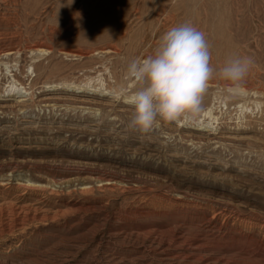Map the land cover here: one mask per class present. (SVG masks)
Instances as JSON below:
<instances>
[{"label": "rangeland", "instance_id": "obj_1", "mask_svg": "<svg viewBox=\"0 0 264 264\" xmlns=\"http://www.w3.org/2000/svg\"><path fill=\"white\" fill-rule=\"evenodd\" d=\"M185 22L242 91L129 127L127 65ZM1 181L0 264H264V0H0Z\"/></svg>", "mask_w": 264, "mask_h": 264}, {"label": "clouds", "instance_id": "obj_2", "mask_svg": "<svg viewBox=\"0 0 264 264\" xmlns=\"http://www.w3.org/2000/svg\"><path fill=\"white\" fill-rule=\"evenodd\" d=\"M210 45L205 34L190 22L166 31L154 54L134 58L127 65L126 79L135 82L124 91L132 107L129 127L149 132L158 120L177 122L202 111L209 82L218 75L230 84L229 93L242 87L253 65L251 57L227 59L218 72L210 63Z\"/></svg>", "mask_w": 264, "mask_h": 264}, {"label": "bare ground", "instance_id": "obj_3", "mask_svg": "<svg viewBox=\"0 0 264 264\" xmlns=\"http://www.w3.org/2000/svg\"><path fill=\"white\" fill-rule=\"evenodd\" d=\"M31 50H33V51H37V52H43V51H46V49H44V48H42L41 47V45L40 44H33L32 46H31V48H30ZM48 49V48H47ZM103 50V49H102ZM97 52V51H96ZM10 53H12L10 50L8 51L7 50V53H5V55H9ZM64 53H66V51L64 52ZM7 67V66H6ZM64 82V81H63ZM10 87V86H9ZM12 87H13V85L11 86V88L10 89H8V92L9 91H11L12 90ZM7 91V90H6ZM239 91H242V88L239 90ZM27 92V91H26ZM208 110V109H207ZM204 115H207L208 117H210V120H214L215 121V119H216V116L215 115H213L212 116V114H211V110H208V111H206L205 113H204ZM215 116V117H214ZM209 120V121H210ZM210 123V122H209ZM208 123V124H209ZM98 178H100V177H98ZM54 179V178H53ZM4 180V179H3ZM57 180V179H56ZM60 181V180H59ZM99 182H101V186H104V187H107L109 184H110V181H108V180H106V179H104V177L102 178V179H99L98 180ZM5 184V183H4ZM57 184V183H56ZM1 185H3L2 184V181H1V183H0V186ZM38 186V185H37ZM3 189V188H2ZM84 189V188H83ZM51 190V189H50ZM8 191V190H7ZM53 191V190H52ZM22 199V198H21ZM203 201V200H202ZM9 205H10V202H9V199H7L5 196H1V198H0V233H8L9 232V216H11L10 214H9ZM16 205V204H15ZM17 205H19V204H17ZM16 205V206H17ZM35 206V205H34ZM12 209H15V207L14 206H12ZM58 209V208H57ZM1 210H3V211H6V217L4 218V217H2L3 216V214L1 213ZM21 210V209H20ZM27 210V209H26ZM15 211V210H14ZM13 211V212H14ZM18 211H19V209H18ZM28 212V211H27ZM26 212V213H27ZM59 212V211H58ZM12 213V212H11ZM23 213V212H22ZM61 213V212H60ZM34 214V213H33ZM55 214V213H54ZM14 215H15V213H14ZM27 215V214H26ZM35 215V214H34ZM34 215H33V217H34ZM16 216V215H15ZM22 216H24V215H22ZM21 216V217H22ZM52 216V215H51ZM25 217V216H24ZM23 217V218H24ZM32 217V216H31ZM32 217V218H33ZM15 218V217H14ZM25 218H28V217H25ZM11 219H13V218H11ZM17 219V218H16ZM7 220V221H6ZM251 220V219H250ZM11 221V220H10ZM15 221V220H14ZM17 221V220H16ZM21 222V221H20ZM19 222V223H20ZM11 223H13V222H11ZM17 223V222H16ZM19 225V224H18ZM27 225V224H26ZM22 226V225H21ZM13 227V226H12ZM139 227V226H138ZM264 228V227H263ZM12 229V228H11ZM18 229V228H17ZM20 229V228H19ZM23 229V228H22ZM21 229V230H22ZM15 230V229H14ZM20 230V231H21ZM12 230H10V232H11ZM150 233H152V232H150ZM212 234V233H211ZM146 235V234H145ZM147 235H150V234H147ZM2 236V235H1ZM7 236V235H6ZM150 238V237H149ZM2 242V241H1ZM145 248V247H144ZM150 248V247H149Z\"/></svg>", "mask_w": 264, "mask_h": 264}]
</instances>
